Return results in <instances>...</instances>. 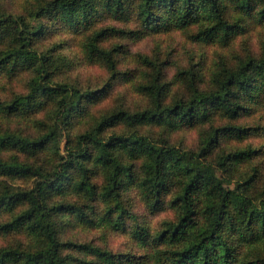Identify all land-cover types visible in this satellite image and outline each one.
<instances>
[{
  "label": "trees",
  "instance_id": "trees-1",
  "mask_svg": "<svg viewBox=\"0 0 264 264\" xmlns=\"http://www.w3.org/2000/svg\"><path fill=\"white\" fill-rule=\"evenodd\" d=\"M256 27L264 30V0H26L18 13L0 0V81L31 75L26 93L0 99V116L46 112L35 121L38 135L0 132V234L21 231L28 241L1 246L0 264H264V173L252 164L264 145L215 155L222 139H264V121L246 123L264 120V49L209 60L203 52H229ZM177 32L201 51L174 82L164 71L169 58L135 57L133 77L118 68L121 46L104 44ZM65 50L104 67L108 80L99 88L58 81L74 61ZM136 77L144 106L95 113L118 82ZM177 81L181 93L173 92ZM151 127L204 130L196 148H183ZM45 153L50 160H34ZM16 179L33 182H8ZM134 192L152 214L173 217L155 229L141 222ZM77 228L125 232L143 253L114 254L66 236Z\"/></svg>",
  "mask_w": 264,
  "mask_h": 264
},
{
  "label": "rangeland",
  "instance_id": "rangeland-1",
  "mask_svg": "<svg viewBox=\"0 0 264 264\" xmlns=\"http://www.w3.org/2000/svg\"><path fill=\"white\" fill-rule=\"evenodd\" d=\"M26 3V0H4L5 8L15 13L22 12L23 6ZM114 26L119 28L125 27H134L135 24L132 22H112ZM105 46L112 47L115 45H120L123 50L126 49V52L123 53V50L118 53V57L122 56L120 62H118V68L121 71L131 70L133 77L137 76V70L139 66L135 65L134 59L139 55H147L152 57L154 55H159V58L164 60L168 59V63L165 65L166 80L172 81L175 79L177 71L179 68L188 67L191 63L200 62L199 53L200 49L193 46L187 42L186 36L180 32H177L171 36L162 37H147L139 41H135L131 38H118L113 37L107 40ZM264 49V30L260 27L251 29L250 33L247 36L239 38L235 43L234 47L227 52L224 49H220L214 46H207L204 48V54L207 55V58L215 57V52H224L231 57H234L235 54L243 56L247 53H251L257 56L262 54ZM71 57H74V61H71V65L68 67L65 66V69H61L58 72L57 79L60 82H68L75 86L81 88H99L108 80L110 74L104 67L90 66L83 64L77 57V55L72 50H65ZM76 58H75V56ZM28 71L21 72V74L12 80L2 79L0 81V99L4 100L10 98L15 94H24L26 93L27 86L26 81L30 77ZM138 78H133L131 82L120 81L115 85L111 95L103 101L97 108H95V113L98 111L107 110L111 107H116L119 105L124 106L125 108H137L145 105L146 99L137 93L133 87ZM174 82V81H172ZM182 85L175 82L172 85L174 93L182 92ZM45 111L39 114H31L29 118L24 117H11L4 118L0 116V132L7 130H16L24 135L35 136L42 132V130L35 124V121L44 120ZM262 117L259 115H254L251 119L247 120L246 123L249 125L263 123ZM204 129H192V130H180L175 133L164 134L160 129L151 127V133L155 136H166L170 139L171 143L177 144L183 148H196L198 144V138L203 132ZM64 144V142H63ZM62 144V145H63ZM264 145V139L262 136H253L244 140L236 139H222L219 147L216 150L215 155L223 152L224 150L229 149H245L247 147L257 148ZM262 151L259 152L258 157L254 159L252 164H259V170L264 173V158H260V155L264 153V148H261ZM10 152H6L3 157H9ZM20 160L27 161L30 159L32 162L38 161L39 163H44L51 159L52 155H47V153L42 154L34 160L30 156L24 154H19ZM239 168L245 170L250 168V164H243ZM9 183L14 184L19 187L31 186V180L16 179L8 180ZM134 203V213L139 216L141 222L145 221L150 223L153 229L160 226V223L166 219L173 217V212L171 210H166L164 212H159L157 214H152L149 210L146 209L145 204L141 200L138 192L133 193ZM5 219L0 217V221ZM68 238H73L78 242H90L96 246L107 248L114 254L118 253H134L142 254L143 251L132 242L130 236L125 232H116V231H107L105 229H94V230H83L77 228L75 230L69 231L66 235ZM24 233L21 231H14L11 233L0 234V247L19 244H27Z\"/></svg>",
  "mask_w": 264,
  "mask_h": 264
}]
</instances>
